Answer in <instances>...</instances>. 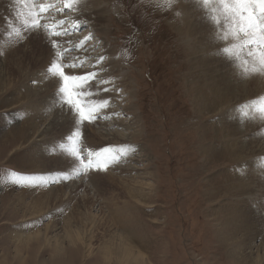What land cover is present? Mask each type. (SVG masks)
<instances>
[{
  "label": "rangeland",
  "instance_id": "rangeland-1",
  "mask_svg": "<svg viewBox=\"0 0 264 264\" xmlns=\"http://www.w3.org/2000/svg\"><path fill=\"white\" fill-rule=\"evenodd\" d=\"M52 1L62 10L47 11L48 21L64 20L67 29L79 18L80 25L58 38L41 28L47 40L59 39L55 50L23 27L35 11L32 0H0V264H103L98 246L105 227L141 246L143 264H233L231 247L239 244L249 264L251 246L264 243V70L254 73L259 65L245 57L238 71L220 51L234 38L221 36L228 28L222 15L220 25L211 19L219 0L206 9L196 0L171 6L167 0H98L100 23L83 21L77 6ZM55 52L61 53L57 62L75 64L66 74L105 69L101 77L109 84L100 87L113 94L104 99L108 107L94 104L98 118L78 121L81 135L73 129L70 139L72 116L52 99L60 83L47 85L53 75L46 65ZM95 85L88 91L98 103ZM219 93L223 99L212 105ZM104 148L119 160L107 171L77 175L73 149L95 159L90 154ZM37 189L26 201H48L54 192L58 198L39 216L25 217L16 198ZM73 216L82 220L74 219L73 227L86 238L78 255L63 225ZM93 218H104L105 227L94 226ZM230 229L240 230L233 239L226 237ZM36 232L39 238L27 244L15 237ZM261 259L264 264V254Z\"/></svg>",
  "mask_w": 264,
  "mask_h": 264
},
{
  "label": "snow or ice",
  "instance_id": "snow-or-ice-1",
  "mask_svg": "<svg viewBox=\"0 0 264 264\" xmlns=\"http://www.w3.org/2000/svg\"><path fill=\"white\" fill-rule=\"evenodd\" d=\"M78 0H65V7L72 9ZM173 0H167V6H171ZM207 8L210 0H197ZM53 7L51 4L38 5L39 11L32 12L29 20L23 22V27L27 32L32 33L34 37H40L47 41V43L55 50L57 42L55 39L47 40L42 36L40 29L43 27L46 31L51 29L45 24L42 25L41 21L43 16L41 13L47 12L49 8ZM58 9L57 11H61ZM212 21L220 25L222 22L217 18V13L224 17L228 28L221 36L226 41L229 35L239 43L234 46L222 48L220 51L226 54V57L232 61L233 57L238 58L239 51L233 52L232 47H237L239 50H244L246 60H251L254 64H258V68H253L254 73H259L264 70V0H219L218 7L212 8ZM64 21L61 20L56 25L60 31L52 32L54 36L68 35V30L63 28ZM80 27L79 18H77V25L75 28ZM19 35V33H17ZM90 37L85 38V42ZM74 49H68L72 51ZM56 59L50 57L46 71L60 80V87L54 93L56 99H60L62 105L67 113L72 116V127L69 129L68 138H71V132L75 129V135L80 136L81 133L78 129V121L92 122L98 118V109L95 105L88 102L87 97L94 93H90L88 89L91 88L92 82H97V90L101 92H108L110 88L100 87L102 84H107L109 81L101 77V73L105 69L86 72L83 75H68L65 72V67H74L75 64L64 65L62 62H57L60 59L61 53H54ZM105 60V56L101 55L96 58V64L99 65ZM247 71V69H245ZM36 81H33L35 83ZM99 107H108V101L102 100L98 102ZM77 158L79 159L81 169L77 175L87 173L89 171H107L110 163L119 160V155L111 148H104L100 152L90 154L95 159L81 156L80 153L73 149ZM127 155L123 148L119 150Z\"/></svg>",
  "mask_w": 264,
  "mask_h": 264
},
{
  "label": "bare ground",
  "instance_id": "bare-ground-1",
  "mask_svg": "<svg viewBox=\"0 0 264 264\" xmlns=\"http://www.w3.org/2000/svg\"><path fill=\"white\" fill-rule=\"evenodd\" d=\"M64 2H63V5L65 4V0H63ZM197 1V0H196ZM7 2V1H6ZM45 4L47 5V4H51V5H53V7H51V8H49V10L51 11V14L49 15V16H54V15H52V13H55L58 9H61V7L58 5V6H56V2H55V6H54V1H52V0H46V2H45ZM90 4H92V7H90L91 5ZM213 4V3H212ZM215 4H217V3H215ZM3 5V4H2ZM78 7V8H80L82 11H81V17L83 18L82 20L83 21H87L88 22V20H91V19H93L95 22L97 21V22H99L100 23V21L102 20V18L104 19V16L103 15H98V14H100V12L102 11L101 10V6H100V2L98 1V0H81V1H79V2H77L76 3V5L74 6V8L75 7ZM54 7H57V9L55 10V8ZM60 7V8H59ZM215 7V6H214ZM63 8H66L65 7V5H64V7ZM191 8V7H190ZM189 8V9H190ZM212 8V7H211ZM73 9V8H72ZM206 9V8H205ZM65 10V9H64ZM197 10V9H196ZM195 11V10H194ZM60 13V11H57V13ZM187 12V11H186ZM102 13V12H101ZM199 13V12H198ZM56 14V13H55ZM80 14V13H79ZM79 14H77L78 16H79ZM43 15L45 16L46 15V17H48V15L46 14V12H43ZM77 15H74V17H75V19H76V16ZM58 16H64L65 18H67L65 15H58ZM97 18H96V17ZM211 16V15H210ZM191 17V16H190ZM197 17V16H196ZM60 18V17H59ZM69 19L71 18V16H69L68 17ZM218 18V17H217ZM58 19V18H57ZM220 20V19H219ZM53 24H55V25H57L58 23H59V21L58 20H50ZM64 21V20H63ZM103 22V21H102ZM185 22H187V21H185ZM189 22V21H188ZM70 23H72V24H69V25H67V29H68V31L69 30H71V27H70V25H72V27L73 28H75L74 26L75 25H77V19H76V21H72V22H70ZM96 24V23H95ZM56 27V31H60V28H57V26H55ZM226 27V26H225ZM63 28H65L66 29V26H65V22H64V25H63ZM63 36V35H62ZM53 38H58V37H53ZM19 40V39H18ZM57 41L59 40V39H56ZM61 42V41H60ZM239 42L238 41H236V40H234V42H233V44H232V46H234V45H237ZM42 46V45H41ZM41 46H40V48H41ZM65 46V45H64ZM67 46V45H66ZM46 48V47H45ZM75 48H76V46H75ZM68 49H71V48H69V46H68ZM67 49V50H68ZM24 50V49H23ZM49 50V49H48ZM66 50V51H67ZM232 51L233 52H237V51H239V56H238V58H236V57H233V59H232V61L231 62H233V64L232 65H234L235 66V69L236 70H238L239 71V66H240V64L242 63L243 64V60L245 59V55H244V52L242 51V50H239L237 47H232ZM75 52V51H74ZM4 53H5V51H4ZM68 53V52H67ZM88 53V52H87ZM70 54V53H69ZM85 55V54H84ZM94 55V54H93ZM242 55H244L243 57H242ZM67 56V55H66ZM70 56V55H69ZM86 56V55H85ZM84 56V57H85ZM89 56V55H88ZM97 56V55H96ZM54 58H55V56H53ZM95 57V56H94ZM41 58V57H40ZM37 60V59H36ZM60 60V59H59ZM89 60V59H88ZM42 62V61H41ZM36 63V62H35ZM35 63H33L34 65H35ZM89 63V62H88ZM3 64V63H2ZM5 64V63H4ZM231 64V63H230ZM252 64V63H251ZM26 65H29V64H26ZM237 65H239L238 67H236ZM7 66V65H6ZM231 68H233V66L231 67ZM245 68V67H244ZM248 68V67H247ZM252 68H254V67H252ZM256 68H258L257 66H256ZM8 69V68H7ZM100 69V68H99ZM249 69V68H248ZM6 70V69H5ZM22 70H23V68H22ZM1 71H4V70H1ZM29 71V70H28ZM28 71H26V72H28ZM67 71V70H66ZM71 71V70H70ZM70 71L68 70V75H72V74H70ZM81 71V70H80ZM83 71V70H82ZM25 72V71H24ZM24 72H22V74L24 75L25 73ZM89 72V71H88ZM238 73V72H237ZM21 74V73H20ZM79 74L80 75H82V74H84V73H78V74H74V75H78L79 76ZM250 74V73H249ZM258 74V73H257ZM5 75H6V73H5ZM23 75H21V76H23ZM26 75V74H25ZM24 75V76H25ZM4 76V75H3ZM19 76V75H18ZM105 79L107 78V75L105 74ZM4 77H6V76H4ZM261 77V76H260ZM258 78V77H257ZM6 79V78H5ZM22 79V78H21ZM51 79H53V80H51ZM50 80H49V84H47V85H49V87H51V88H53V89H55V88H57V86H56V84H58V83H60V80H59V78L58 77H56V76H53L52 78H51ZM33 80V79H32ZM40 80V79H39ZM41 81V80H40ZM16 83V82H15ZM257 83V82H256ZM6 84V83H5ZM43 84V83H42ZM92 84H93V82H92ZM109 84V83H108ZM105 85V84H104ZM92 86V85H91ZM94 86V85H93ZM97 86L95 85V88H96ZM108 87V86H107ZM109 88V87H108ZM39 89V88H38ZM49 89V88H48ZM52 89V90H53ZM51 90V89H50ZM49 90V91H50ZM51 90V91H52ZM89 91L91 90V88L90 89H88ZM93 90V89H92ZM3 91V90H2ZM93 91H95V89L93 90ZM99 92V91H98ZM112 93V91L110 90V94H109V91L108 92H101L100 91V96L102 97V99H99V101H102V100H104L105 99V97L106 96H108V95H110V97L113 95V94H111ZM51 95H52V93H51ZM42 96V95H41ZM92 96V95H91ZM30 97H32V96H30ZM55 96H53L52 95V99H53V104H54V98ZM96 95H94V96H92V99H90V101H89V103L90 104H92V105H96V104H98L97 103V101H95V99H96ZM33 98V97H32ZM51 98V97H50ZM220 99H223V97H221L220 96V93H219V95H217V96H215V99L213 100V102H211V104L213 105V104H217V103H219L220 102ZM109 99H107V101H108ZM111 100V99H110ZM57 101H58V99H57ZM98 101V102H99ZM115 101V100H114ZM36 103H38V101L36 102ZM52 102L50 101V104H51ZM57 103H59V102H57ZM56 103V104H57ZM61 103V102H60ZM112 103V102H111ZM53 104H51V105H53ZM109 104V103H108ZM38 105V104H37ZM46 105V104H45ZM58 105H60V104H58ZM39 106V105H38ZM217 106V105H216ZM60 108V107H59ZM99 109H102V107H99ZM64 110V109H63ZM66 111V110H65ZM110 111V110H109ZM59 113V112H58ZM66 113H67V111H66ZM113 113V112H112ZM42 114V113H41ZM55 114H56V112H55ZM60 114V113H59ZM58 114V115H59ZM63 114V113H62ZM110 114V113H109ZM55 116V115H54ZM64 116V115H63ZM264 117V116H263ZM65 118V117H64ZM69 118V117H68ZM224 118V117H223ZM61 119V118H60ZM67 119V118H66ZM226 119V118H225ZM67 121V120H66ZM131 121V120H130ZM225 121V120H224ZM54 122V121H53ZM63 123H65V124H68L67 122H63ZM81 123V122H80ZM57 124L59 125V123L57 122L56 123V127H57ZM33 125V123H31V126ZM55 125V124H54ZM54 125L51 123L50 124V127L51 128H54ZM64 124H61L60 126H63ZM99 125V124H98ZM69 126V125H68ZM24 127V126H23ZM38 127V126H37ZM72 127V126H71ZM34 128H35V126H34ZM62 129H63V127H61ZM35 129H37V128H35ZM34 129V130H35ZM69 129H70V127H69ZM69 129H68V131H69ZM85 129V128H84ZM63 130H65V128L63 129ZM75 130V129H74ZM96 130V129H95ZM103 130H105V128H103ZM112 130V129H111ZM118 130V129H117ZM37 130H35V132H36ZM83 131V130H82ZM98 131V130H97ZM110 131V130H109ZM108 130H106V134L108 135L109 132ZM64 132V131H63ZM67 132V131H66ZM65 132V133H66ZM104 132V131H103ZM121 132V131H120ZM129 132V131H128ZM81 133V132H80ZM84 134H85V131L83 132ZM23 135H25L26 137H28L29 136V134L28 133H23ZM105 136V135H104ZM108 137V136H107ZM8 139H9V137H7ZM33 138V137H32ZM231 139H232V137H231ZM231 139L229 138V136H227V141H226V145H227V143L228 142H230V144H231ZM5 140V139H4ZM101 140V139H100ZM104 141H105V139H103ZM22 143H24V141L23 142H21V144ZM233 143H234V141H233ZM231 144V145H233L232 146V148L234 147V145L235 144ZM11 144V143H10ZM9 144V145H10ZM231 145H228L229 147L231 146ZM8 146V145H7ZM237 146V145H236ZM240 146H242L243 147V144L242 145H240ZM66 147V146H65ZM70 147H72V146H70ZM69 147V148H70ZM135 147V146H134ZM129 150H130V148H128ZM70 150V149H69ZM72 157V156H71ZM70 157V158H71ZM132 157V156H131ZM263 157V156H262ZM64 158H66V157H64ZM70 158H68V159H70ZM73 158V157H72ZM264 158V157H263ZM262 158V159H263ZM38 159L39 158H37V162H38ZM67 159V158H66ZM46 160V159H45ZM64 160V159H63ZM62 160V161H63ZM71 160V159H70ZM74 160L75 159H73V162H74ZM41 161V165L40 166H43V165H45L46 164V162H43L42 160H40ZM47 162L49 161V160H46ZM36 162V163H37ZM63 163V162H62ZM67 163V162H66ZM75 163H76V160H75ZM133 165V164H132ZM136 167V166H135ZM256 167V166H255ZM259 167V166H258ZM257 167V168H258ZM40 172H43V171H40ZM39 172V173H40ZM63 174V173H62ZM67 176V175H66ZM140 176V175H139ZM119 178H120V176H119ZM39 180V179H38ZM42 183V182H41ZM41 183H37L38 185H41ZM143 185L144 186H146V185H149L148 183H143ZM239 187V186H238ZM38 191H36L35 190V192L34 191H28V192H22V193H20L18 196H17V198H16V202H17V204H18V206H20V207H23L24 208V210H25V217H26V215H37V216H39L40 214H42L43 213V211L47 208V206H49V200H54V199H57L58 198V194H56V192H54L52 195H51V197H49L48 198V201H46V199H44V201L42 200V196H40V197H37L34 201L32 200V201H26V197H27V195H31V194H34V193H36V192H39V190H41V189H37ZM138 192V191H137ZM41 193V192H40ZM39 193V194H40ZM130 193H131V195L133 196L134 194H136L135 193V191H134V188H132V191H130ZM38 194V195H39ZM85 196V195H84ZM84 199H85V197H84ZM83 200V199H82ZM85 201V203H87L88 201H89V199H85L84 200ZM145 202V201H144ZM55 203V202H54ZM77 214V213H76ZM75 216H73V219L70 217V218H66V220L64 221V227H65V230H66V238L68 239V242L71 244V247L73 248V250H75V254L76 255H78L79 253H80V250H81V248H84V245H85V240H86V238L83 236V232H80V228H78V226H75V227H73L74 225V223H75V220L77 221V225H81V223H82V220L80 219V218H74ZM230 218V217H229ZM75 219V220H74ZM95 219L96 218H93V220H92V222H93V224H94V226H98V228H99V226L101 227V226H103V227H105V222H103L104 220V218H100L99 220L98 219H96L97 221H95ZM110 221V220H109ZM241 221V220H240ZM242 222V221H241ZM107 224H108V222H107ZM240 225L241 226H244L243 225V223H240ZM247 225V224H246ZM56 226V225H55ZM233 227H234V225L232 226V229H233ZM240 227V226H239ZM97 227H96V229H98ZM102 228V227H101ZM106 229H105V233H103L104 232V230H103V235L100 237V239H103L104 241H103V243L101 244V245H99L98 246V252H99V254L101 253V256L103 257L102 258V262H103V264H143L145 261L144 260H142V259H146V257H145V255H144V252H143V250H142V247L141 246H138V245H136L135 243H133V242H131L130 240V238L128 237V236H126V234H122V233H120V234H117V231H112V232H109L108 231V228L107 227H105ZM109 229H111V228H109ZM235 230V229H234ZM233 230V231H234ZM242 230H244V229H242ZM41 230H38V232H40ZM92 231V230H91ZM240 231V230H239ZM239 231H234V232H232L231 231V229H230V231L228 230V236H226V237H230L231 239H233V238H235L236 237V235L238 234L237 232H239ZM38 232H36V234L34 233V235H32L31 237H30V235L28 234V235H26V234H18V235H15V237H16V240L17 241H19V242H22V241H25V243L27 244V243H29L28 241L29 240H33V239H37V238H39V235L41 234H39ZM129 234V233H128ZM34 236H38V237H34ZM95 236V238L97 239V235L95 234L94 235ZM94 236H92V238L94 237ZM130 236V235H129ZM24 239V240H23ZM88 239V238H87ZM259 239V238H258ZM31 240V241H32ZM47 240L49 241L50 240V238H47ZM133 240V239H132ZM91 243H89V246H92V245H90ZM62 246V245H61ZM222 246V245H221ZM243 245L242 244H239V245H237V246H235V250H234V247L232 246L231 248H232V251L230 252V254H229V256H232V260H235V261H233L234 263L233 264H247V257L245 256V254H244V251H243V247H242ZM246 246V245H245ZM249 246V245H248ZM253 246V245H252ZM251 246V248H250V251H251V255H250V260H249V264H256V263H262V259H261V257H262V255L264 254V243H260L258 246H257V248H256V250H254L253 249V247ZM256 247V245L254 244V248ZM60 248V247H59ZM85 249V248H84ZM87 249H89V248H87ZM88 251H90V250H88ZM91 252V251H90ZM95 252H96V250H95ZM252 254H256L257 255V259H255L254 257H253V255ZM72 256V255H71ZM255 256V255H254ZM62 262H61V260L60 261H58V263L57 264H61Z\"/></svg>",
  "mask_w": 264,
  "mask_h": 264
}]
</instances>
